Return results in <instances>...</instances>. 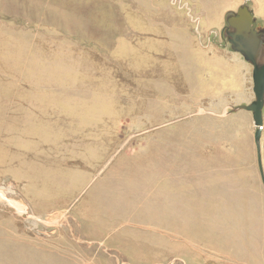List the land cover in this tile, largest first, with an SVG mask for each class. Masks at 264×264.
Listing matches in <instances>:
<instances>
[{
  "label": "rangeland",
  "instance_id": "obj_1",
  "mask_svg": "<svg viewBox=\"0 0 264 264\" xmlns=\"http://www.w3.org/2000/svg\"><path fill=\"white\" fill-rule=\"evenodd\" d=\"M242 4L0 0V264H264Z\"/></svg>",
  "mask_w": 264,
  "mask_h": 264
},
{
  "label": "water",
  "instance_id": "obj_2",
  "mask_svg": "<svg viewBox=\"0 0 264 264\" xmlns=\"http://www.w3.org/2000/svg\"><path fill=\"white\" fill-rule=\"evenodd\" d=\"M229 30L228 41L234 50L241 52L247 61L253 64V90L255 100L250 104H241L236 109L244 108L253 113L257 126L255 140L258 150V162L264 182V163L262 154V135L264 128V29L256 31L257 18L249 4H242L236 12L227 16Z\"/></svg>",
  "mask_w": 264,
  "mask_h": 264
},
{
  "label": "bare ground",
  "instance_id": "obj_3",
  "mask_svg": "<svg viewBox=\"0 0 264 264\" xmlns=\"http://www.w3.org/2000/svg\"><path fill=\"white\" fill-rule=\"evenodd\" d=\"M9 190H13L12 188H10ZM8 190L7 189H5V187L4 186H0V195H1V197H6V192H7ZM6 200V199H5ZM6 202V201H5ZM9 203L10 204H13V205H16V206H18L20 209H21V205H23L22 203H20V202H18V201H16V200H9Z\"/></svg>",
  "mask_w": 264,
  "mask_h": 264
},
{
  "label": "flooded vegetation",
  "instance_id": "obj_4",
  "mask_svg": "<svg viewBox=\"0 0 264 264\" xmlns=\"http://www.w3.org/2000/svg\"><path fill=\"white\" fill-rule=\"evenodd\" d=\"M226 29V28H225ZM224 29V34H225V32L227 31V30H225ZM264 29V27L263 26H261L260 24H259V20H257V26H256V31L257 32H260V31H262ZM229 30V29H228ZM230 44H231V42L230 41H228Z\"/></svg>",
  "mask_w": 264,
  "mask_h": 264
}]
</instances>
